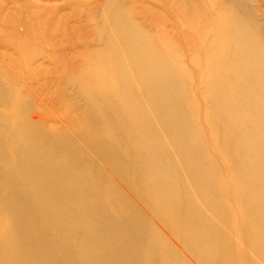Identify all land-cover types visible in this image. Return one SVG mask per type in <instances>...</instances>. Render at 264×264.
<instances>
[{
	"label": "bare ground",
	"instance_id": "obj_1",
	"mask_svg": "<svg viewBox=\"0 0 264 264\" xmlns=\"http://www.w3.org/2000/svg\"><path fill=\"white\" fill-rule=\"evenodd\" d=\"M20 1L0 264H264V0Z\"/></svg>",
	"mask_w": 264,
	"mask_h": 264
},
{
	"label": "rangeland",
	"instance_id": "obj_2",
	"mask_svg": "<svg viewBox=\"0 0 264 264\" xmlns=\"http://www.w3.org/2000/svg\"><path fill=\"white\" fill-rule=\"evenodd\" d=\"M14 2V0H12ZM16 1V0H15ZM24 1H28V0H21L20 2H24ZM46 1V2H45ZM40 4H45L47 3L48 5L52 4V2H49L47 0H39Z\"/></svg>",
	"mask_w": 264,
	"mask_h": 264
}]
</instances>
